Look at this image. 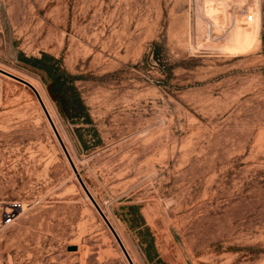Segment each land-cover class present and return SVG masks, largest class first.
Segmentation results:
<instances>
[{
  "label": "rangeland",
  "instance_id": "374dc122",
  "mask_svg": "<svg viewBox=\"0 0 264 264\" xmlns=\"http://www.w3.org/2000/svg\"><path fill=\"white\" fill-rule=\"evenodd\" d=\"M0 70L134 264H264V0H0ZM0 264H128L1 73Z\"/></svg>",
  "mask_w": 264,
  "mask_h": 264
},
{
  "label": "water",
  "instance_id": "95a60500",
  "mask_svg": "<svg viewBox=\"0 0 264 264\" xmlns=\"http://www.w3.org/2000/svg\"><path fill=\"white\" fill-rule=\"evenodd\" d=\"M0 73L3 74L4 76H7L17 82H19L20 84H23L24 86H26L27 88H29L31 90V92L34 94L38 104L40 105V108L53 132V135L54 137L56 138V141L58 142L60 148L62 149L73 173L75 174V177L79 183V185L81 186V188L83 189L86 197L90 200V202L92 203V205L95 207L96 211L99 213L100 217L102 218V220L104 221V223L106 224V226L108 227V229L110 230V232L112 233L117 245L119 246L121 252L123 253L126 261L128 264H134L133 260L131 259L127 249L125 248L123 242L121 241L119 235L117 234V232L115 231L114 227L112 226V224L110 223V221L108 220V218L106 217V215L104 214V212L102 211L101 207L98 205V203L96 202V200L93 198V196L91 195V193L89 192V190L87 189L84 181L82 180L67 148L65 147L64 143H63V140L61 139L58 131H57V128L55 127V124L51 118V116L49 115V112L47 111L39 93L37 92V90L31 85L29 84L27 81L23 80V79H20L8 72H5L3 70H0ZM67 250H76V246L74 245H69L67 246Z\"/></svg>",
  "mask_w": 264,
  "mask_h": 264
},
{
  "label": "trees",
  "instance_id": "16d2710c",
  "mask_svg": "<svg viewBox=\"0 0 264 264\" xmlns=\"http://www.w3.org/2000/svg\"><path fill=\"white\" fill-rule=\"evenodd\" d=\"M27 62L29 63L30 66L45 72L48 78L53 82V88L57 91L59 96L62 97L65 79H67L69 76L63 70H61L59 65V60L54 59L52 56L42 54L40 58H31ZM65 110L66 111L68 110L66 104H65ZM81 110H83V107L78 105L77 116L80 115L79 111ZM149 248H151L152 250V242L149 243L148 248L146 250V254L148 258L152 259L151 251L149 250Z\"/></svg>",
  "mask_w": 264,
  "mask_h": 264
},
{
  "label": "built area",
  "instance_id": "2783aa9c",
  "mask_svg": "<svg viewBox=\"0 0 264 264\" xmlns=\"http://www.w3.org/2000/svg\"><path fill=\"white\" fill-rule=\"evenodd\" d=\"M12 206H13L14 208H17V207H18L16 203H14Z\"/></svg>",
  "mask_w": 264,
  "mask_h": 264
},
{
  "label": "bare ground",
  "instance_id": "6f19581e",
  "mask_svg": "<svg viewBox=\"0 0 264 264\" xmlns=\"http://www.w3.org/2000/svg\"><path fill=\"white\" fill-rule=\"evenodd\" d=\"M255 4H258V0H255ZM256 6V5H255Z\"/></svg>",
  "mask_w": 264,
  "mask_h": 264
}]
</instances>
